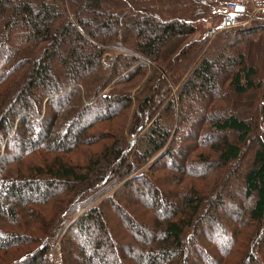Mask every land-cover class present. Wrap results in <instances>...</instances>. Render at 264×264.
<instances>
[{
  "label": "trees",
  "instance_id": "1",
  "mask_svg": "<svg viewBox=\"0 0 264 264\" xmlns=\"http://www.w3.org/2000/svg\"><path fill=\"white\" fill-rule=\"evenodd\" d=\"M224 5L0 0V264H264V23L241 28L250 9ZM261 90L252 119L210 116L180 136L175 102L212 112ZM99 142L88 164L66 158Z\"/></svg>",
  "mask_w": 264,
  "mask_h": 264
},
{
  "label": "rangeland",
  "instance_id": "2",
  "mask_svg": "<svg viewBox=\"0 0 264 264\" xmlns=\"http://www.w3.org/2000/svg\"><path fill=\"white\" fill-rule=\"evenodd\" d=\"M214 1H218V2H222L223 4L225 3H227L229 0H214ZM224 7V6H223ZM109 8H111V9H114V6L112 5V4H109ZM135 8H136V6H135ZM137 9V8H136ZM250 8H248V10H249ZM250 12V11H249ZM153 14V13H152ZM155 15V14H154ZM261 18L260 17H258V16H252V14H251V12L249 13V18L247 19V20H244L242 23H240V24H235V25H239V27H241V28H244L245 26H247V25H250V24H252V23H255V22H258V21H260V22H263L264 23V21L263 20H260ZM213 23V22H212ZM210 25H211V22H206V23H204V27L205 28H209L210 27ZM244 39V38H243ZM219 42V41H218ZM215 45V44H214ZM214 48V47H213ZM213 48H210V47H208L207 49L209 50V49H212L213 50ZM206 49V50H207ZM217 48H215V50H216ZM260 45H258L257 46V48H256V51L254 52V54H255V58H256V61H257V59H258V61H257V63H259L260 62V59H261V54H260ZM206 50L205 51H203V52H201V54H200V56L201 55H203V53H206ZM216 52V51H215ZM230 55H232V52H230ZM253 56L251 55V57L249 56V61H252L254 58H252ZM166 61H168L169 60V57L167 56V57H165L164 58ZM262 63L260 62V65H261ZM154 72V70L153 69H151V68H149L147 71H145V75H147V76H145V77H142V83L143 82H145L146 80H148V75H150V74H152ZM188 74H189V72H188ZM188 74H186V75H184V77L183 78H185V77H187V75ZM182 78V79H183ZM141 79V78H140ZM180 81V80H179ZM181 82L182 81H180L178 84H177V88L176 89H173V92H172V95L173 96H175V94H176V92H177V89H178V87L181 85ZM141 83V84H142ZM140 88H141V86L140 85H138V87H137V89H139L140 90ZM224 90H221V93L223 92ZM154 92H152V91H150L149 92V90L147 91V94H153ZM251 94H253V96H256L257 95V99H259L260 100V98H261V96H262V90L261 91H258L257 93H249L248 95H240V96H238V95H235V93H232L231 94V96H230V101L227 103V105L225 106V105H223L222 106V108L221 109H219V108H217V107H215V108H212V112H206V110L205 109H202L201 108V105H202V103H201V101H199V102H194V100H197V99H194V98H190V99H187V101H184V103L183 104H181V103H177V102H175L174 103V111H175V116H176V124H178V123H180V122H182V126H181V128H180V136H182V134H184L185 135V133H186V131H183V128L185 129L187 126H189V127H191L192 128V134L191 135H193L194 136V134H196V133H198V131H197V129H196V127H193V125H195V126H197L198 127V125H200V124H202L203 122H201V121H206V120H208L209 118H210V116H212L213 118H218V117H224V118H226V117H228V115L229 114H231V113H234V114H238L240 117H242V118H247V119H252L253 117V115H252V113H253V111L255 110V106H253L252 104H251V101H250V99H249V97L251 96ZM172 96V97H173ZM81 98V97H80ZM82 100V99H81ZM254 100V99H253ZM85 104L86 102L84 101V100H82V104ZM137 101H135L134 102V107H135V105H136V107H137ZM259 103V102H258ZM74 105H75V103H74ZM74 105H73V109H74V111L75 112H77L78 110H80L81 111V109H82V105L81 104H77V105H75V107H74ZM162 106H164V107H166V103L165 104H162ZM257 106H259V104L257 105ZM133 107V109H135ZM210 110V109H209ZM132 111V110H131ZM126 112L128 113V111L125 109V110H122L121 112H120V115L118 116L119 118H123L124 116H126ZM211 117V118H212ZM122 123V122H121ZM123 124V123H122ZM176 127V126H175ZM262 127H264V125L262 124ZM118 128H120V126L118 127ZM210 128V126H208V129ZM112 130H113V128H111ZM114 131V130H113ZM209 131H212V133H213V129L211 128V129H209ZM105 132H107V125L106 124H104V123H102V124H98V125H96V127L92 130V132L89 134V138L88 139H91V138H94V137H96L98 134H100V137H102L103 135H105ZM201 135H202V139L201 140H205V139H208V135H210V134H207V133H205V131L203 132V134L201 133ZM257 135H260L259 134V132H257ZM256 135V136H257ZM228 136L229 137H231V134H228ZM255 136V135H254ZM214 137V136H213ZM263 139H264V135H263ZM188 141H191V140H188V137H186L185 139H184V143L185 144H183L184 146L183 147H185V145H186V143L188 142ZM194 143H198V141L197 142H193V145H194ZM103 144H105V143H103ZM180 144H181V142H180ZM180 144H179V146H180ZM198 145H199V143H198ZM197 145V146H198ZM251 145V143L249 142V144H248V146L246 147V149L244 150V154L243 155H245V153L247 152V150H248V148H249V146ZM192 148H195V145L192 147ZM102 149H103V146H101V144H100V142H99V144L97 145V144H92V143H85V144H83V145H81L80 146V148H78L75 152H73L72 154H69V155H67L66 156V158L68 159V160H70L73 164H75V165H80V166H83L84 164H88V161H89V159H91V157H93L94 155H97V154H99L101 151H102ZM195 149H202V148H198V147H196ZM197 150H195L196 152H197ZM213 157H217V156H213ZM37 160H40V159H38L37 158ZM237 163V162H236ZM245 165H242V167H241V165H240V167H239V171L241 172V171H244L245 170V168L246 167H244ZM231 169H237V167H235V166H233V168H231ZM230 189V187L228 188V190ZM111 195L113 194V193H110ZM109 194V195H110ZM105 195H107V194H105ZM104 195V196H105ZM238 195V194H237ZM236 197V196H235ZM60 202V200H58L57 202H56V204H58ZM54 205H52V206H50V209L53 207ZM209 210L210 209V207L208 206L207 208H205V209H203V210ZM215 213H217V210L216 211H214ZM226 212H223V214H222V217L219 215V214H217L218 216H217V218L218 219H221L224 223H226L227 221H230V215H228V216H226V214H225ZM228 224L227 225H229V232H227V233H225L228 237L227 238H232V235L234 234V230L235 229H237L236 227H237V225L236 224H234V223H232V224H230L229 222H227ZM258 228V226H255L252 222L247 226V227H245V228H243L244 229V233H243V242L245 243L246 242V238H248V237H250V235H251V233H253L255 230V234L258 232L257 231V228ZM229 234V235H228ZM59 241H60V237L58 238V239H55L54 240V242L52 243L53 244V248H52V251L50 252V254L52 255V257L53 258H57V260L58 261H60V258H59V245H58V243H59ZM116 241H118V239L116 238ZM115 244V243H114ZM116 244H117V242H116ZM240 245L237 247V253H239L240 254V256H242V252L245 250V246L243 247L242 245H241V243H239ZM138 246L140 247L141 246V244H138ZM214 246V245H213ZM34 247V246H33ZM243 247V248H242ZM114 248H116V247H114ZM240 249H241V251H240ZM116 251H118L117 250V248H116ZM186 251L189 253V248H187L186 249ZM21 254H23V253H21ZM213 256H215L214 254H212ZM15 256H18V253L16 254V255H13L12 257H15ZM189 256V255H188ZM11 257V258H12ZM190 257V256H189ZM216 257V256H215ZM8 259V258H7ZM192 259L190 258V261H191ZM8 261H9V259H8ZM193 262V261H192ZM55 263L56 264H59L57 261H55ZM103 264V263H102ZM192 264V263H191Z\"/></svg>",
  "mask_w": 264,
  "mask_h": 264
},
{
  "label": "built area",
  "instance_id": "3",
  "mask_svg": "<svg viewBox=\"0 0 264 264\" xmlns=\"http://www.w3.org/2000/svg\"><path fill=\"white\" fill-rule=\"evenodd\" d=\"M243 6L245 9L250 8L252 16H258L264 21V0H229L225 5L224 9L235 14L237 12H243L238 10L239 7Z\"/></svg>",
  "mask_w": 264,
  "mask_h": 264
},
{
  "label": "water",
  "instance_id": "4",
  "mask_svg": "<svg viewBox=\"0 0 264 264\" xmlns=\"http://www.w3.org/2000/svg\"><path fill=\"white\" fill-rule=\"evenodd\" d=\"M244 9L245 8L243 6H241V7L238 8V10H240V11H244Z\"/></svg>",
  "mask_w": 264,
  "mask_h": 264
}]
</instances>
